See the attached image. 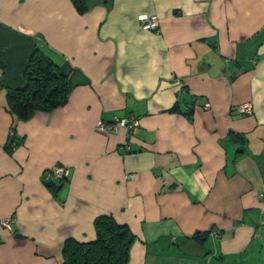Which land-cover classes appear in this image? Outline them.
<instances>
[{"label": "crops", "instance_id": "1", "mask_svg": "<svg viewBox=\"0 0 264 264\" xmlns=\"http://www.w3.org/2000/svg\"><path fill=\"white\" fill-rule=\"evenodd\" d=\"M84 2L0 0V264H61L101 214L135 235L126 264H264V0ZM35 47L71 91L18 119L6 89Z\"/></svg>", "mask_w": 264, "mask_h": 264}, {"label": "trees", "instance_id": "2", "mask_svg": "<svg viewBox=\"0 0 264 264\" xmlns=\"http://www.w3.org/2000/svg\"><path fill=\"white\" fill-rule=\"evenodd\" d=\"M79 12L87 7L84 0H72ZM25 84L22 87H7V107L15 118L28 119L36 111H49L65 104L71 91L68 76L59 64L40 48L35 47L24 70ZM194 103H189L185 112L190 113ZM175 105L173 108H175ZM20 144L12 135L9 147ZM95 239L80 241L67 238L61 250V264H126L135 235L126 224H121L109 214L94 219ZM205 234V233H204ZM196 237H200L197 233Z\"/></svg>", "mask_w": 264, "mask_h": 264}, {"label": "built area", "instance_id": "3", "mask_svg": "<svg viewBox=\"0 0 264 264\" xmlns=\"http://www.w3.org/2000/svg\"><path fill=\"white\" fill-rule=\"evenodd\" d=\"M137 18L144 29H153L155 31H158L159 23H158L157 14L141 13L137 16ZM177 84L179 86V89L183 88L182 82L180 80L177 81ZM208 106H209L208 102H205L201 105L202 108H208ZM239 108L240 110L248 113L252 111V105L249 102L241 104ZM97 124L100 128L107 130H117L121 127H125L130 131H135L138 126V119L133 115H126L122 117H115L111 121L99 120ZM125 145H126L125 147L126 149L130 148L128 142H126ZM66 175H67V170L63 166H54L53 168L47 171V176H50L52 178H57V179L64 178L66 177ZM132 176H133L132 174H127L128 178ZM2 224L9 226V220L8 219L2 220Z\"/></svg>", "mask_w": 264, "mask_h": 264}]
</instances>
